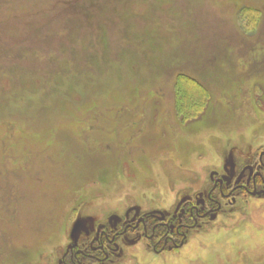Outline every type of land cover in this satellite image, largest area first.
I'll list each match as a JSON object with an SVG mask.
<instances>
[{
    "label": "rangeland",
    "instance_id": "374dc122",
    "mask_svg": "<svg viewBox=\"0 0 264 264\" xmlns=\"http://www.w3.org/2000/svg\"><path fill=\"white\" fill-rule=\"evenodd\" d=\"M260 85L264 0H0V264H46L70 214L126 183L128 162L157 190L161 166L196 157V134L205 149L251 135ZM185 88L201 95L191 114ZM197 109L199 125L184 120ZM253 206L242 231L169 264H264Z\"/></svg>",
    "mask_w": 264,
    "mask_h": 264
},
{
    "label": "flooded vegetation",
    "instance_id": "af4514ba",
    "mask_svg": "<svg viewBox=\"0 0 264 264\" xmlns=\"http://www.w3.org/2000/svg\"><path fill=\"white\" fill-rule=\"evenodd\" d=\"M249 104L254 111L243 115L251 135L239 129L229 143L213 136L205 149L196 134L201 146L189 164L173 159L172 168L161 166L164 187L141 189L156 178L146 166L136 171L128 162L126 183L114 178L115 192L93 196L70 214L46 264H169L194 252L198 238L223 239L242 231L253 203L264 201V99ZM199 119L193 118L192 125ZM143 172L149 179L140 184ZM76 220L80 226L74 232Z\"/></svg>",
    "mask_w": 264,
    "mask_h": 264
},
{
    "label": "trees",
    "instance_id": "16d2710c",
    "mask_svg": "<svg viewBox=\"0 0 264 264\" xmlns=\"http://www.w3.org/2000/svg\"><path fill=\"white\" fill-rule=\"evenodd\" d=\"M188 94H189V97H187ZM182 97H183V99L181 101H182L183 108L189 114H191L190 113L191 109L193 107H195L196 105H198L197 102L200 101L201 95L199 93H197L196 91H189V90L187 91V89L185 88L182 92ZM179 108L181 111L183 110V109H181V107H179ZM201 110H203V109H197V112H195V115H197L196 117H198L199 114L202 112ZM193 118H195L194 114L191 116H188L187 114H186V116L184 115V120L189 121V120H192Z\"/></svg>",
    "mask_w": 264,
    "mask_h": 264
}]
</instances>
